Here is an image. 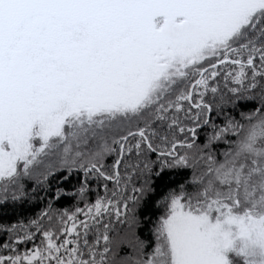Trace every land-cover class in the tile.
<instances>
[{
    "label": "snow or ice",
    "instance_id": "1",
    "mask_svg": "<svg viewBox=\"0 0 264 264\" xmlns=\"http://www.w3.org/2000/svg\"><path fill=\"white\" fill-rule=\"evenodd\" d=\"M39 193L0 264H264V0H0V204Z\"/></svg>",
    "mask_w": 264,
    "mask_h": 264
},
{
    "label": "trees",
    "instance_id": "2",
    "mask_svg": "<svg viewBox=\"0 0 264 264\" xmlns=\"http://www.w3.org/2000/svg\"><path fill=\"white\" fill-rule=\"evenodd\" d=\"M253 108L252 104L247 105L246 107H242L240 111L247 112ZM234 116L239 120L240 117L233 113ZM204 139V133H201L200 142ZM220 151H223V148H220ZM155 159V157H153ZM190 173V170H186L183 175L176 176L175 173H172L171 176L165 175L162 180H157L156 183L160 190H164V188L168 185L170 180L179 181L185 179ZM60 174H57V178H53L52 185L53 187L57 186L58 179ZM82 182V175L80 173L74 172L68 179L63 181L60 184L66 191L72 192L75 191L76 188L80 186ZM31 187V182H29V188ZM103 189L98 187L96 183H92L90 186V191L87 194L86 201H82L77 197H66L62 198L59 201H51L53 212H61L64 210L73 211L75 208L80 207L83 208L85 203L91 204L97 197V195H103ZM49 197L45 193H39L35 197H31L24 201L13 202L9 200L6 204H0V226L9 227L13 224H21L26 225L29 220L36 219L43 211L48 210ZM159 211L155 208L149 211V215L152 216L153 219L157 215H159ZM6 232H0V242H3L7 238ZM147 231L142 233L143 237H147Z\"/></svg>",
    "mask_w": 264,
    "mask_h": 264
}]
</instances>
